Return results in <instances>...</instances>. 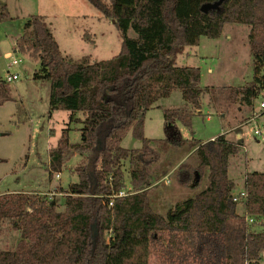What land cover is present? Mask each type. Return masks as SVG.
Returning <instances> with one entry per match:
<instances>
[{"label":"trees","instance_id":"obj_1","mask_svg":"<svg viewBox=\"0 0 264 264\" xmlns=\"http://www.w3.org/2000/svg\"><path fill=\"white\" fill-rule=\"evenodd\" d=\"M88 1L114 20L121 36L116 55L93 62L65 56L40 15L24 22L27 35L16 42L17 51L38 59L32 78L50 82V109L68 111L69 122L79 124L77 142L70 141L67 126L49 149V177L73 152L82 162L77 181L61 189L62 210L45 194L0 193V228L7 224L19 233L13 247L0 248V264H149L150 258L157 264H260L264 230H254L244 214L264 220V171L246 172L245 195L234 196L228 167L239 143L225 133L204 142L184 138L178 124H190L205 91L227 92L240 108L252 107L264 92V0ZM10 18L0 2V20ZM226 23L249 26L253 77L238 87H201L199 67L177 65L176 55L198 45L201 36L218 38ZM8 87L0 80V90ZM175 88L186 105L163 108V138H147V111ZM129 131L141 147L122 146ZM182 147L192 150L196 165L181 162L176 181L206 184L161 213L149 186L173 170L172 164L160 170L154 165L163 152ZM125 160L133 190L110 205L124 188Z\"/></svg>","mask_w":264,"mask_h":264},{"label":"rangeland","instance_id":"obj_2","mask_svg":"<svg viewBox=\"0 0 264 264\" xmlns=\"http://www.w3.org/2000/svg\"><path fill=\"white\" fill-rule=\"evenodd\" d=\"M0 2L6 5L11 16L10 19L0 20V80L9 85L5 93L0 90V193L16 191L45 194L55 199L62 210L61 189L77 181L76 170L82 158L77 152L69 154L61 172L52 173L49 177V149L56 146L61 131L67 126L72 128L70 141L77 142L80 138L79 124L69 122L68 111L50 109V82L32 78L38 64L26 51H17L16 42L27 35L23 30L24 22L32 15H40L51 28L65 56L73 60L85 57L93 62L110 58L120 51V32L114 20L102 15L88 0ZM248 33L247 25L226 23L218 38L201 36L198 45L185 47L176 55V63L179 66L199 67L201 87L223 89L241 86L253 77ZM129 34L132 35V32ZM8 53L20 59L10 69V60L6 58ZM8 70L18 73V80L6 81ZM215 92H203L200 112L192 111L194 115L190 124L179 123L178 126L184 138L194 137L202 142L229 130L226 136L239 143V152L229 159L228 173L235 183L234 196L240 197L245 173L264 171V135H254L256 128L264 134V108L259 106L264 100V92L255 99L252 107L242 108L227 97V92L221 95ZM185 105L177 88L168 97L155 102L146 113L145 136L149 139L163 138L162 109ZM20 118L25 120L21 122ZM121 144L128 149L141 147V141L131 131L127 132ZM189 151L187 147L168 149L154 165V169L160 170L172 164L173 170L149 186L152 205L161 213H165L175 201L194 195L206 184L204 180L198 188H194L185 187L176 181L175 171L181 162L196 165L194 154L186 155ZM129 167L130 163L125 160L124 194L131 193L132 189ZM240 206L238 212L243 214V206ZM252 226L256 231L264 230V220L256 219ZM18 238V231L7 224L0 228L1 249L13 247ZM259 263L264 264V250ZM149 264L157 262L150 258Z\"/></svg>","mask_w":264,"mask_h":264},{"label":"built area","instance_id":"obj_3","mask_svg":"<svg viewBox=\"0 0 264 264\" xmlns=\"http://www.w3.org/2000/svg\"><path fill=\"white\" fill-rule=\"evenodd\" d=\"M6 58L8 59V60H10L9 61V63H8V68L10 69V67H12V66H14V65H16L17 63H19L20 62V59H15V58H13V55L12 54H7L6 55ZM6 81H8V82H13V81H15V80H18V73H16V72H10L9 70H8V74L6 75ZM259 106H260V108H264V100H262L261 102H260V104H259ZM262 111H264V109L262 110ZM254 135L255 136H259V135H264V134H261V132H260V130L258 129V128H256L255 130H254ZM123 195H125L124 194V191H122V189L121 190H119L116 194H114V195H112L111 196V198H110V201H109V204L111 205L112 204V201H113V199L115 198V197H118V196H123ZM245 194L243 193V192H241V196H244ZM235 200H236V198H234ZM244 218H245V221L247 222V224L248 225H251L253 222H255V218L253 217V216H251V215H248V214H244ZM259 219H262V218H259ZM263 220V219H262ZM253 225H255V224H253ZM261 231H263V230H261Z\"/></svg>","mask_w":264,"mask_h":264},{"label":"crops","instance_id":"obj_4","mask_svg":"<svg viewBox=\"0 0 264 264\" xmlns=\"http://www.w3.org/2000/svg\"><path fill=\"white\" fill-rule=\"evenodd\" d=\"M6 55V54H5ZM33 58V57H32ZM36 62L35 63H37L38 64V59H36V58H33ZM35 69V68H34ZM210 70V69H209ZM199 112H200V110H199ZM228 132H229V130L228 129H226L223 133H225V135H227L228 134ZM144 133H145V127H144ZM222 133V134H223ZM227 137V136H226ZM214 137H212L211 139H213ZM228 139V138H227ZM229 140V139H228ZM230 141H232V140H230ZM235 142V141H234ZM192 153V150L191 151H189V152H187L186 153V155H188V154H191ZM243 191L244 189H243V186H242V188H240V191ZM241 191V192H242Z\"/></svg>","mask_w":264,"mask_h":264},{"label":"water","instance_id":"obj_5","mask_svg":"<svg viewBox=\"0 0 264 264\" xmlns=\"http://www.w3.org/2000/svg\"><path fill=\"white\" fill-rule=\"evenodd\" d=\"M218 5V2H216V3H213V4H204L203 6H202V10L203 11H206V10H208L209 8H214V7H216Z\"/></svg>","mask_w":264,"mask_h":264}]
</instances>
